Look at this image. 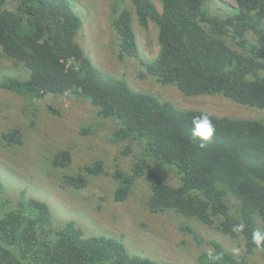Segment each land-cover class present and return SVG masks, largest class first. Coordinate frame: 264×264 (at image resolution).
Instances as JSON below:
<instances>
[{"label":"trees","instance_id":"obj_1","mask_svg":"<svg viewBox=\"0 0 264 264\" xmlns=\"http://www.w3.org/2000/svg\"><path fill=\"white\" fill-rule=\"evenodd\" d=\"M128 1L130 8L126 0H114L110 12L121 61L135 58L145 76L187 98L221 96L264 111V0H233L235 6L221 17L210 14L208 0H159L161 12L151 0ZM136 22L145 30L149 22L158 28L153 60L140 55ZM81 28L70 0H0V49L27 71L24 80L2 79L0 90L30 100L48 94L87 100L99 117L114 123L111 142L123 155L133 153L129 144L142 151L129 173L116 164L115 202H124L135 181L145 178L152 213L175 211L242 238L244 256L212 241L213 258L202 251L197 264H246L256 252L264 258V248L251 242L253 230L264 231V121L209 114L216 134L201 149L191 135L192 119L206 112L179 110L108 76L77 43ZM3 138L10 146L22 144L18 130ZM70 160L64 151L53 166L65 167ZM151 166L175 172L179 186L165 183ZM103 171L100 161L87 168L89 175ZM66 182L77 190L87 187L83 177L69 176ZM5 192L0 179V264H162L131 255L113 238L85 237L72 221L53 227L46 203L21 195L12 205ZM240 223L244 231H233ZM181 230L195 235L193 229Z\"/></svg>","mask_w":264,"mask_h":264},{"label":"rangeland","instance_id":"obj_2","mask_svg":"<svg viewBox=\"0 0 264 264\" xmlns=\"http://www.w3.org/2000/svg\"><path fill=\"white\" fill-rule=\"evenodd\" d=\"M70 1L82 20L77 43L92 64L108 76L125 81L133 91L169 101L179 110L264 121L262 110L235 104L221 96L187 98L176 87L162 86L145 76L135 58L121 61L118 57L110 18L114 0ZM151 1L161 12L160 1ZM126 5L130 8L128 0ZM234 6L233 0L207 2L210 14L220 17ZM133 26L140 55L145 60H153L159 53L158 28L152 22L146 30L138 22ZM5 77L24 80L27 71L22 64L6 58L0 49V81ZM15 130L21 133L20 146H10L3 138ZM114 130V123L99 117L87 100L70 94L62 97L48 94L30 100L0 90V179L6 187V198L12 205L17 204L21 195L44 202L51 211L53 227H62L72 221L85 237L113 238L121 241L131 255L162 264H197L202 251H213L212 241L236 256L245 255L240 236L231 237L216 227L189 220L175 211L152 213L148 207L151 189L145 178L135 181L124 202H115L113 195L117 183L113 173L116 164L128 172L133 167L134 157L142 151L137 143L129 144L133 153L123 155V148L111 142ZM64 151L70 153L69 164L54 167L55 156ZM99 161L104 171L89 175L87 168ZM151 168L168 185L179 186V177L172 170ZM69 176L85 178L87 187L77 190L69 186L66 182ZM231 202L238 204L235 199ZM182 228L193 229L196 236ZM246 264H264V258L256 252Z\"/></svg>","mask_w":264,"mask_h":264},{"label":"clouds","instance_id":"obj_3","mask_svg":"<svg viewBox=\"0 0 264 264\" xmlns=\"http://www.w3.org/2000/svg\"><path fill=\"white\" fill-rule=\"evenodd\" d=\"M216 134V126L212 122L210 115L207 113H202L199 116L193 117L192 119V128H191V135L194 139H198L200 141L199 147L201 149L207 147V143L212 140V138ZM245 224L240 223L235 225L233 231L242 233L245 229ZM251 242L257 248H264V231L257 228L252 231L251 233ZM235 251H238L235 250ZM210 258H213V253L209 251L208 253ZM216 260H219L220 257H214Z\"/></svg>","mask_w":264,"mask_h":264}]
</instances>
